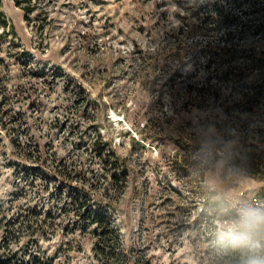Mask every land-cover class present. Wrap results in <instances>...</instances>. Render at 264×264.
I'll list each match as a JSON object with an SVG mask.
<instances>
[{"label": "rangeland", "instance_id": "rangeland-1", "mask_svg": "<svg viewBox=\"0 0 264 264\" xmlns=\"http://www.w3.org/2000/svg\"><path fill=\"white\" fill-rule=\"evenodd\" d=\"M45 2L49 14L28 19L0 0V235L27 207L51 210L34 246L57 264H107L62 210L56 170L73 164L112 201L130 264H220L242 205L264 196L240 167L264 148V106L230 89L209 103L199 86L233 48L264 56V0Z\"/></svg>", "mask_w": 264, "mask_h": 264}, {"label": "trees", "instance_id": "trees-1", "mask_svg": "<svg viewBox=\"0 0 264 264\" xmlns=\"http://www.w3.org/2000/svg\"><path fill=\"white\" fill-rule=\"evenodd\" d=\"M14 3L24 11L28 19L31 18V14H35L36 18H39L42 13L49 14L50 12L45 0H14ZM210 7L209 11L214 9L218 12L223 11V6L219 7L216 3L211 4ZM224 17L227 18V15ZM0 23L6 25L7 21L1 20ZM1 36H3V32L0 33ZM257 46L259 44L255 47ZM255 47L227 48L229 51L233 50L234 56H232L236 58L233 59L231 55L228 57L226 53L225 57L227 58L221 59V64H224V66L215 68L214 76L217 81L205 82L202 86H199L205 100H211L209 103L214 102L222 96H227V91L230 89L239 95L238 101L241 105L251 108L264 106V56L260 53L258 55ZM223 48L225 47L222 46L221 49ZM220 81L221 84L218 83ZM261 141L264 142V130L261 133ZM99 155H102V152ZM106 161L105 166L109 164L113 169L120 166L118 159ZM245 161L246 163L240 162V167L245 173L264 180V148H259L258 151L252 153L247 152ZM72 165L64 164L63 167L58 169L55 166L57 169L56 175L63 178H57V180L59 179L58 197L64 204L62 207L63 212H72L75 215L74 223L77 227L79 226L84 231L90 230L93 232L96 237L93 249L100 259L107 264H130L129 259H126L125 251L122 249L121 234L112 216V201L106 199L105 202H101L95 199L85 188L86 170ZM115 175L116 172L111 176L116 177ZM43 177L47 178L48 175L44 174ZM126 178L127 173L123 172L121 179L126 180ZM74 179L81 181L79 185L73 182ZM1 210L2 206H0V212ZM47 215L51 217L52 211L42 212L27 207L18 213L15 220L8 219L5 224H2L4 234L3 236L0 235V251H2L0 252V264H57L55 258L47 253L45 249L34 246L36 242L31 239L39 231L45 234V227L53 225L50 222L47 223L45 218ZM24 233L30 237L29 242L16 249L11 248L10 243L19 242ZM237 234L238 232H234L222 239L221 242L224 245L220 254V264H246L251 251L248 247L236 243L235 237ZM257 242L261 245L259 251L264 253V237H258ZM135 264L141 263L136 262ZM143 264L151 263L144 260Z\"/></svg>", "mask_w": 264, "mask_h": 264}, {"label": "clouds", "instance_id": "clouds-1", "mask_svg": "<svg viewBox=\"0 0 264 264\" xmlns=\"http://www.w3.org/2000/svg\"><path fill=\"white\" fill-rule=\"evenodd\" d=\"M232 227L238 231L236 243L251 251L246 264H264V253L259 251L261 245L257 242L258 237H264V207L241 209L239 219Z\"/></svg>", "mask_w": 264, "mask_h": 264}, {"label": "built area", "instance_id": "built-area-1", "mask_svg": "<svg viewBox=\"0 0 264 264\" xmlns=\"http://www.w3.org/2000/svg\"><path fill=\"white\" fill-rule=\"evenodd\" d=\"M246 207H264V196H257L254 195L249 199L248 205L243 204L242 208H246Z\"/></svg>", "mask_w": 264, "mask_h": 264}]
</instances>
